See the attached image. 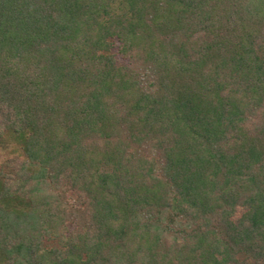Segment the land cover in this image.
I'll return each instance as SVG.
<instances>
[{"label":"trees","instance_id":"trees-1","mask_svg":"<svg viewBox=\"0 0 264 264\" xmlns=\"http://www.w3.org/2000/svg\"><path fill=\"white\" fill-rule=\"evenodd\" d=\"M0 264H264V0H0Z\"/></svg>","mask_w":264,"mask_h":264}]
</instances>
